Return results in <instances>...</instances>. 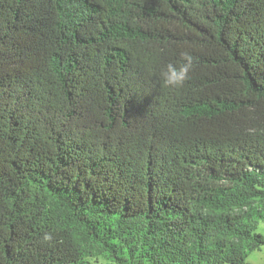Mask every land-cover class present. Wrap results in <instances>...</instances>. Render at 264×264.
I'll list each match as a JSON object with an SVG mask.
<instances>
[{"label": "trees", "instance_id": "1", "mask_svg": "<svg viewBox=\"0 0 264 264\" xmlns=\"http://www.w3.org/2000/svg\"><path fill=\"white\" fill-rule=\"evenodd\" d=\"M261 222L264 0H0V264H250Z\"/></svg>", "mask_w": 264, "mask_h": 264}, {"label": "clouds", "instance_id": "2", "mask_svg": "<svg viewBox=\"0 0 264 264\" xmlns=\"http://www.w3.org/2000/svg\"><path fill=\"white\" fill-rule=\"evenodd\" d=\"M181 60L188 61V63H180L179 67L169 63L167 65V71L161 73V80L164 85L178 87L188 78L191 56L186 52L181 53Z\"/></svg>", "mask_w": 264, "mask_h": 264}, {"label": "rangeland", "instance_id": "3", "mask_svg": "<svg viewBox=\"0 0 264 264\" xmlns=\"http://www.w3.org/2000/svg\"><path fill=\"white\" fill-rule=\"evenodd\" d=\"M256 233L264 235V222H261L258 225V229ZM247 261L250 264H264V245L259 250L251 251L248 255ZM95 264H111V263L108 262L107 259L101 257Z\"/></svg>", "mask_w": 264, "mask_h": 264}]
</instances>
